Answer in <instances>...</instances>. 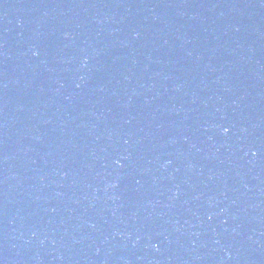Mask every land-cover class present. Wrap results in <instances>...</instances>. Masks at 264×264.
Returning a JSON list of instances; mask_svg holds the SVG:
<instances>
[{
	"label": "water",
	"instance_id": "obj_1",
	"mask_svg": "<svg viewBox=\"0 0 264 264\" xmlns=\"http://www.w3.org/2000/svg\"><path fill=\"white\" fill-rule=\"evenodd\" d=\"M0 264H264V0H0Z\"/></svg>",
	"mask_w": 264,
	"mask_h": 264
}]
</instances>
